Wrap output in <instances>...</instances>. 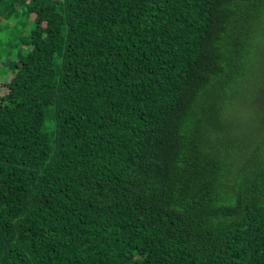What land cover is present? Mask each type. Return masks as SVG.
<instances>
[{
	"label": "trees",
	"instance_id": "trees-1",
	"mask_svg": "<svg viewBox=\"0 0 264 264\" xmlns=\"http://www.w3.org/2000/svg\"><path fill=\"white\" fill-rule=\"evenodd\" d=\"M27 4L0 50V264H264V73L243 52L264 0Z\"/></svg>",
	"mask_w": 264,
	"mask_h": 264
},
{
	"label": "rangeland",
	"instance_id": "rangeland-1",
	"mask_svg": "<svg viewBox=\"0 0 264 264\" xmlns=\"http://www.w3.org/2000/svg\"><path fill=\"white\" fill-rule=\"evenodd\" d=\"M19 4L15 5V14L8 17L7 14H5L3 8L0 6V50L4 47L13 46L12 51L15 52L18 48L23 46L24 40L26 39L27 33L29 29L32 27L30 21H28L25 17L24 10L26 5H28V0H19ZM1 4V1H0ZM262 19L264 18V11L261 12ZM250 37L246 38L243 41V52L248 55V57L252 60L254 52L258 48L257 56L259 57L258 60H260L259 63H257V68L260 74L261 72L264 73V23H261V21H255L251 25L250 30ZM22 39V41H21ZM11 60V57L9 59H4L3 62L0 61V80L5 77L4 74L11 73V69L9 70V62ZM253 66L254 63H252ZM264 80V79H263ZM264 91V81L262 82V95ZM264 108L263 102L260 104ZM51 115V108H47V118L43 126V130L48 132V135L51 136V129L52 125L50 122H52V119L50 118ZM53 123V122H52ZM223 141V144H228L236 149V145L238 142V139L234 136L230 138L227 141Z\"/></svg>",
	"mask_w": 264,
	"mask_h": 264
}]
</instances>
